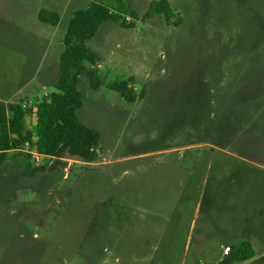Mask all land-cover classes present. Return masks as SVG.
Segmentation results:
<instances>
[{
  "label": "rangeland",
  "instance_id": "1",
  "mask_svg": "<svg viewBox=\"0 0 264 264\" xmlns=\"http://www.w3.org/2000/svg\"><path fill=\"white\" fill-rule=\"evenodd\" d=\"M122 1L136 14H125L132 27L106 22L86 41L97 57L99 87L92 90L85 75L76 83V114L98 132V158L63 157L53 171L30 174L39 164L7 153L0 166V264H80L78 250L90 248L95 259L85 264H211L221 242L238 240L251 242V260L230 264H264V173L217 149L238 153V141L222 139L210 106L201 105L224 102L213 83L223 84L230 72L254 84L264 58L263 0H166L169 17L145 20L157 0H0V79L2 63L15 51L21 62L22 54L36 105L42 93L56 91L52 80L72 13L90 2L117 11ZM41 8L58 12L56 26L37 20ZM47 71L52 76L42 80ZM121 81L134 102L107 87ZM181 144H190L187 156ZM197 189L195 203L168 199ZM157 200L175 201L157 214L146 205ZM221 214L232 220L233 236L200 233V223Z\"/></svg>",
  "mask_w": 264,
  "mask_h": 264
},
{
  "label": "trees",
  "instance_id": "2",
  "mask_svg": "<svg viewBox=\"0 0 264 264\" xmlns=\"http://www.w3.org/2000/svg\"><path fill=\"white\" fill-rule=\"evenodd\" d=\"M171 13L172 9L166 0H157L149 4L141 19L145 20L153 15L161 14L169 17ZM125 14L136 18L135 12L127 10L123 1L120 2L117 11H111L101 4L90 2L85 8L72 13L62 37L63 50L59 55L60 72L54 83L56 91L44 96L35 105L32 128L26 123V116L32 112L31 108L21 104L6 107L0 103V166L4 163L8 152H19L28 157L25 152H22L25 142L32 150L47 157L43 160L46 165L39 164L32 167L28 170L30 174L42 172L45 169L53 171L63 157L78 159L86 163L97 160L100 152L99 134L95 129L84 125L77 117L76 111L82 105V95L76 83L80 75H85L89 79L92 90L99 87L101 81L95 66L97 57L86 46V41L90 40L99 26L106 22H113L123 28L132 27L131 23L125 20ZM37 20L56 26L59 22V14L57 11L41 8L37 13ZM107 87L116 91L129 103L137 99L127 81L114 82ZM140 95L142 92L139 93ZM236 99L235 106H224L223 102L218 103L217 106H213L210 102L201 104L210 106L208 111L210 120H215L213 130H217L219 134L224 131L239 132L243 109L241 101ZM209 101L212 102L210 98ZM216 121L221 123V126L215 125ZM222 123L226 124L225 128ZM187 146L190 144L179 146V148L185 147L179 150L185 154L183 156L188 155L190 148H186ZM176 196H182L181 201L184 199V201L193 200L195 202L198 189L191 193L180 192L173 195L171 193L168 199ZM174 201L163 204L161 200H157L147 202L146 205L151 211H159L157 214H160L172 209ZM227 246L230 251L225 257L229 263L246 261L251 258L253 247L250 241L242 240L236 245Z\"/></svg>",
  "mask_w": 264,
  "mask_h": 264
},
{
  "label": "crops",
  "instance_id": "3",
  "mask_svg": "<svg viewBox=\"0 0 264 264\" xmlns=\"http://www.w3.org/2000/svg\"><path fill=\"white\" fill-rule=\"evenodd\" d=\"M264 1V0H263ZM264 24V22H263ZM264 26V25H263ZM264 42V36L262 43ZM12 51V49H11ZM21 55V62H19L18 52L10 56V63H2L1 69L2 74L0 79V103L6 107L14 104L25 105L32 109L35 113L34 96L29 95L30 86L33 78L24 80V57ZM261 63L257 62L255 71L254 84L245 85L243 84V74L241 78H238L237 73H231L227 76L226 82L222 84V80L219 78L214 81V85L218 91H222L224 97V106H235L236 100H230L232 94L235 97L241 96V108L243 113L240 118L239 132L224 131L220 137L225 141H239V152L235 153L229 151L226 148H217L222 152L228 153L229 155H238L240 161L248 166L250 169L257 170L264 173V58ZM259 64V67H258ZM226 75V74H225ZM52 76V71H47L43 76L42 80L49 79ZM220 77V74H219ZM35 81V80H34ZM56 80H52L53 86ZM41 82L37 80V84ZM26 92L24 99L20 103L16 102V99L23 97ZM31 94V93H30ZM43 97L47 96L42 93ZM234 97V96H233ZM235 101V102H234ZM34 117V115H33ZM258 186H262L258 182ZM195 203V202H194ZM264 205V198H263ZM198 204L195 205L193 211L197 209ZM210 215L207 220L199 224V231L202 233L204 230L208 231V234L213 236H233L232 220L228 219L225 214H221L220 217ZM241 238H237L236 241ZM242 240H238V243ZM249 241V240H248ZM251 243V242H250ZM227 245H232L227 242H221L218 246L217 258L211 264H218L219 261L226 255L223 253V248ZM252 245V244H251ZM80 252V264H85L89 260H94L93 251L90 249H79ZM100 258H98L99 260ZM116 259V258H115ZM251 260V259H250ZM250 260H246L250 261Z\"/></svg>",
  "mask_w": 264,
  "mask_h": 264
},
{
  "label": "built area",
  "instance_id": "4",
  "mask_svg": "<svg viewBox=\"0 0 264 264\" xmlns=\"http://www.w3.org/2000/svg\"><path fill=\"white\" fill-rule=\"evenodd\" d=\"M125 20H126L127 22H129V17H126ZM34 110H35V108H34ZM31 114L34 115L33 112H31ZM29 115H30V114H27V116H26V122H28V120H29V118H30ZM29 121H30V120H29ZM22 152H25V153L28 155L29 159H31L35 164H40L44 159L47 158L46 156H44V155H42V154H39V153L36 152L35 150H32V149L30 148V145H29L27 142H25L24 146L22 147ZM229 251H230V249H229L228 246H225V247L223 248V253H224L225 255H227V254L229 253Z\"/></svg>",
  "mask_w": 264,
  "mask_h": 264
},
{
  "label": "water",
  "instance_id": "5",
  "mask_svg": "<svg viewBox=\"0 0 264 264\" xmlns=\"http://www.w3.org/2000/svg\"><path fill=\"white\" fill-rule=\"evenodd\" d=\"M218 264H230L226 257H223Z\"/></svg>",
  "mask_w": 264,
  "mask_h": 264
}]
</instances>
